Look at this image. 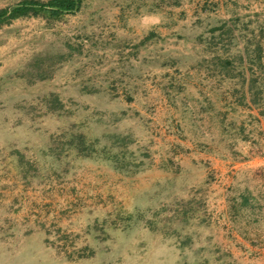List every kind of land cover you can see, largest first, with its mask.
I'll return each instance as SVG.
<instances>
[{"label":"rangeland","instance_id":"1","mask_svg":"<svg viewBox=\"0 0 264 264\" xmlns=\"http://www.w3.org/2000/svg\"><path fill=\"white\" fill-rule=\"evenodd\" d=\"M255 42L264 66V0H86L0 28V264H264ZM228 48L244 86L202 62ZM45 56L50 78L21 76ZM72 133L97 153L67 150Z\"/></svg>","mask_w":264,"mask_h":264},{"label":"trees","instance_id":"2","mask_svg":"<svg viewBox=\"0 0 264 264\" xmlns=\"http://www.w3.org/2000/svg\"><path fill=\"white\" fill-rule=\"evenodd\" d=\"M85 2L86 0H20L19 2L0 8V28L8 26L15 21L26 19H40L48 24H53L54 22L62 20L65 16L75 15L80 12L82 7L85 5ZM178 2L179 0H174L175 4H178ZM225 30H228V32H224ZM212 32H220V34H226L230 37V39L232 38V32L227 29L223 23L221 26H215L212 29ZM227 44L229 46H232L231 41H228L226 45ZM226 45H224V47ZM251 45L252 44L246 47L249 48ZM214 46L219 48V46L217 45ZM254 46L255 49L253 51V54H247L246 57L250 64L256 65L258 71H264V66L260 59L262 45L260 44V42H255ZM70 48L73 49L72 46ZM214 50L217 52V49ZM224 52V55L205 57L203 58L202 62L204 64H211L212 66L216 67L214 70H218L217 72L220 74L221 79L233 82V85L241 84L242 86H244L247 81L246 65H248V62L243 60L242 53L231 51L230 48L224 49ZM246 52H248V49H246ZM52 61L53 58H48L46 56L44 59L35 58L31 63L27 65V70L25 69L24 74H21V76L25 78L26 76L31 77V79H33L34 81H42L48 79L50 78V74L54 70L52 69V66H55V64H57V62L53 64ZM49 62H51L52 65ZM202 62L199 63L202 65ZM249 80L252 83L251 86H249L248 90L250 102L255 106H260L262 105L261 98L264 99V88H261L264 79H259L257 77L254 78L251 76ZM169 88L175 91V84L173 82V79H170L169 81ZM235 92H237V95L239 96V91L235 90ZM241 96L238 97V102ZM43 105L45 107L47 106L46 110L48 114H55L62 110L59 99L57 98V96L52 94L46 96V98L43 100ZM262 114L264 116V112H262ZM56 142L58 146L60 145L59 147L63 148V141L61 140V138L59 140H56ZM66 142L68 145V147H66L67 150L75 152L77 156L91 157L93 153H97L93 141L87 139V136L83 133L70 134L69 139ZM101 152L103 153V151ZM105 156L108 160L114 159L113 156L110 157L109 155H107V153H105ZM116 157L117 156H115V158ZM242 199L244 200L241 204L242 207H252L251 202H249V198L242 196Z\"/></svg>","mask_w":264,"mask_h":264}]
</instances>
